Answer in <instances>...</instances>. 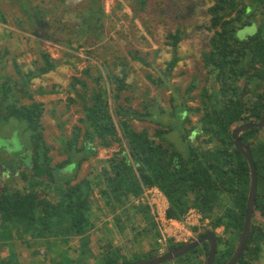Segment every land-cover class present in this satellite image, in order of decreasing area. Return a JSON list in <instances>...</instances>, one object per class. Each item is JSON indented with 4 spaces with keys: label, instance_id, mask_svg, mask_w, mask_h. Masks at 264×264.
Instances as JSON below:
<instances>
[{
    "label": "trees",
    "instance_id": "trees-1",
    "mask_svg": "<svg viewBox=\"0 0 264 264\" xmlns=\"http://www.w3.org/2000/svg\"><path fill=\"white\" fill-rule=\"evenodd\" d=\"M207 15L213 34L201 59L207 70L206 80L211 78L215 88L209 91L207 85L202 86L197 107L186 101L175 106L176 101L171 100L170 118L175 124H164L151 118L150 104L156 102L154 99L141 102L142 111L130 105L131 99L124 95L129 88L127 63L119 62L120 76L108 72L103 64V73L97 69L95 77L90 69H84L83 74L92 85L74 78L73 83L80 85L83 92H75L82 117L63 140L62 153L66 158L59 163L53 164L44 139V106L34 101L35 95L45 91L30 88L34 79L56 69V61L41 53L39 63L27 71L13 62L16 77L3 73L0 67V121L17 120L27 139L22 151L25 154L26 150L27 155L19 156L14 165L20 171L23 188L13 189L0 183V242L8 247L0 264H20L12 246L14 241L30 245L54 240L56 247L61 248L68 247L72 239L78 240L79 247L73 256H68L65 248L55 253L51 264H125L156 257L152 248L147 253L133 252L128 258L113 243L100 248L96 256L90 240L96 221L102 218L96 213L100 208L96 212L93 209L98 201L96 195L112 212L118 208L132 209L148 218L147 205L135 207L130 201L151 187L165 197L167 217L182 220L194 208L208 220L209 228L197 236L223 228L225 238L217 236L213 264L228 262L240 239L250 186L249 165L234 147L231 133L241 123L257 121L264 111V0H212ZM80 19V31L86 35L90 22L84 16ZM5 22L0 13V23ZM253 25L252 35L237 38L238 31ZM167 38L175 51L179 34H168ZM1 60L0 56V63ZM178 61L174 53L166 64V76ZM147 78L154 82L150 76ZM161 84L160 78L157 86ZM196 88L192 81L186 95ZM73 90L71 85L70 92ZM191 115L198 118L193 122ZM132 122H149L156 127L150 133L147 128L135 129ZM174 128L184 132L179 140L184 149L179 150L166 139ZM191 136L195 137L193 142ZM241 139L249 147L256 166L254 217L258 214L264 220V129L246 131ZM114 144L117 150L99 161L96 173L78 178L83 163L96 157L98 149H109ZM21 159L28 161L30 171L19 167ZM68 167L72 168V176L63 178ZM254 217L250 239L238 264H254L264 250V222L257 223ZM151 227L153 230L154 224ZM178 246L171 245L168 250ZM207 254L208 245L204 243L167 264H205Z\"/></svg>",
    "mask_w": 264,
    "mask_h": 264
},
{
    "label": "rangeland",
    "instance_id": "rangeland-1",
    "mask_svg": "<svg viewBox=\"0 0 264 264\" xmlns=\"http://www.w3.org/2000/svg\"><path fill=\"white\" fill-rule=\"evenodd\" d=\"M211 5L212 0H0V13L6 20L4 24L0 23V67L3 73L16 77L13 62L24 71L33 69L35 63H39L41 53L49 54L57 63L54 71L34 79L30 86L31 90L41 88L45 91L43 95H35L34 101L44 106V139L50 147L53 164L65 160L62 142L70 136L73 126L79 125L78 119L82 117L80 99L75 92L81 95L83 92L73 81L77 78L88 86L92 85L84 76V69H90L89 73L95 77L97 69L102 72L105 66L108 72L120 76L119 62L127 63L126 83L129 88L124 95L131 99L130 105L142 111L141 102L154 99L156 102L150 104L151 118L164 124H175L170 118L171 100L176 101L175 106L186 101L191 107H197L202 86L207 85L209 91L215 88L211 78L206 80L207 70L201 59L213 34L209 30L207 15ZM81 16L90 22L86 35L79 28ZM254 31L253 25L238 31L236 36L245 39ZM176 33L180 41L173 51L167 35ZM174 53L179 61L166 76V64ZM160 78L162 84L157 86ZM192 81L197 88L186 95ZM71 85H74L72 92ZM162 110H167V113L162 114ZM197 118L191 115L193 122ZM132 125L137 130L147 128L150 133L156 127L149 122H132ZM21 126L14 119L0 121V183H6L13 189L23 188L20 171L18 173L14 168L19 156L27 155L26 150L25 154L22 152L27 139ZM183 133L174 128L166 139L179 150L184 149L179 142ZM194 138L191 136V142ZM116 150L117 144L109 149H98L96 157L82 164L78 178L93 173L99 161L110 157ZM19 163L20 168L30 171L28 161L21 159ZM71 169H67L68 174L65 173L63 178L72 176L69 174ZM95 198L98 201L93 209L96 212L100 208L96 213L102 217L96 221L97 231L94 230L90 236L91 249L96 256L108 243L122 249L128 258L133 252L147 253L154 248L151 220L146 225L143 215L133 213L132 209L118 208L112 212L98 195ZM254 218L263 224L260 215L256 214ZM194 232L197 238L199 232ZM216 236L224 237V234L216 233ZM48 242L28 245L14 241L12 246L19 255L20 264H51L50 259L56 256V252L66 248L67 255L73 256L79 247L77 239L71 240L70 248H57L54 240ZM48 246H51V252ZM7 254L8 247L0 242V257ZM254 264H264V250Z\"/></svg>",
    "mask_w": 264,
    "mask_h": 264
},
{
    "label": "water",
    "instance_id": "water-1",
    "mask_svg": "<svg viewBox=\"0 0 264 264\" xmlns=\"http://www.w3.org/2000/svg\"><path fill=\"white\" fill-rule=\"evenodd\" d=\"M251 129H264V111L261 117L257 121L244 122L236 126L231 133L233 145L237 151H239L246 159L250 169V186L247 197L246 209L244 214L243 227L240 235V239L236 246V249L226 264H238L241 255L245 252L248 241L250 239L251 223L254 217V207L257 196V172L256 166L253 160L252 153L249 147L242 141L241 135ZM217 236L213 231H208L204 235L198 236L196 239L180 245L170 251H167L161 256H156L149 259H143L125 264H167L175 261L176 259L190 253L194 249L198 248L202 244L208 245V254L205 264H213L216 252L218 248Z\"/></svg>",
    "mask_w": 264,
    "mask_h": 264
},
{
    "label": "built area",
    "instance_id": "built-area-1",
    "mask_svg": "<svg viewBox=\"0 0 264 264\" xmlns=\"http://www.w3.org/2000/svg\"><path fill=\"white\" fill-rule=\"evenodd\" d=\"M130 204L149 207L154 224V250L157 256L169 251L171 245H183L196 239L194 229L200 233L209 228L208 220H204L194 208L189 209L182 220L167 217V201L155 187L145 189L140 197L132 198ZM214 233L222 235L223 228H217Z\"/></svg>",
    "mask_w": 264,
    "mask_h": 264
},
{
    "label": "crops",
    "instance_id": "crops-1",
    "mask_svg": "<svg viewBox=\"0 0 264 264\" xmlns=\"http://www.w3.org/2000/svg\"><path fill=\"white\" fill-rule=\"evenodd\" d=\"M148 213V212H147ZM149 213H150V211H149ZM143 218V217H142ZM144 219V222H145V224L146 223H148L150 220H149V217L148 218H143ZM152 221V220H151ZM150 221V222H151ZM150 222L148 223V224H150ZM148 224H146V225H148ZM104 225H105V223H104ZM152 225V224H151ZM147 227V226H146ZM145 226H144V228H146ZM96 231H97V229H95Z\"/></svg>",
    "mask_w": 264,
    "mask_h": 264
}]
</instances>
